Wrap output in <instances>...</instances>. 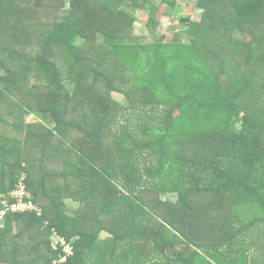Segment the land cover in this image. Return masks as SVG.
Returning <instances> with one entry per match:
<instances>
[{"label":"trees","instance_id":"1","mask_svg":"<svg viewBox=\"0 0 264 264\" xmlns=\"http://www.w3.org/2000/svg\"><path fill=\"white\" fill-rule=\"evenodd\" d=\"M178 1L0 0V197L23 183L39 209L0 203V264H55V234L60 264H264V0H202L187 42L129 41L125 5Z\"/></svg>","mask_w":264,"mask_h":264},{"label":"rangeland","instance_id":"2","mask_svg":"<svg viewBox=\"0 0 264 264\" xmlns=\"http://www.w3.org/2000/svg\"><path fill=\"white\" fill-rule=\"evenodd\" d=\"M202 0H191L187 2L186 0H179L177 7L169 8L166 6H162L159 2L158 10L155 14L151 15L148 11L135 9L132 8L130 5H125L122 8V11L127 15L129 21L131 22V26L128 28L127 32L131 37L130 42L138 41L140 44H152L157 43L158 41H165V42H172L176 38L182 42H187V23H199L203 9L200 6V2ZM69 11V3H65V8L63 13ZM62 12V10H61ZM150 20H154L156 25L150 26ZM103 32L105 31L104 28H101ZM97 47H102V45H106L104 38L96 39L95 40ZM78 46H83L84 40L79 38L76 41ZM255 71L261 77H264V60L258 59L255 61L254 64ZM35 82V81H33ZM74 86H70V89L73 90ZM102 95H106L105 92L100 86L97 88ZM102 89V90H101ZM111 99L117 102L121 106H128V100L118 93H110ZM25 124H36L44 122V118L31 114L26 113L24 116ZM193 143L190 142L189 146H192ZM160 199L163 201H171L176 202L177 198L176 195H160ZM63 202L66 204L67 214L71 216H75L77 211L80 209V205L74 202L71 198L66 197L63 199ZM14 234H17L18 227L17 224L13 226ZM109 235L106 232L100 233V238H106ZM184 242L186 239H183ZM53 246L58 243V236L55 234L51 238ZM197 243H210V241H202L200 237L195 238L194 240ZM193 250H197L198 248L192 246ZM258 249V247H257ZM155 260H161L160 255L154 256ZM165 261V260H164Z\"/></svg>","mask_w":264,"mask_h":264},{"label":"built area","instance_id":"3","mask_svg":"<svg viewBox=\"0 0 264 264\" xmlns=\"http://www.w3.org/2000/svg\"><path fill=\"white\" fill-rule=\"evenodd\" d=\"M27 197L28 194L26 191V187L23 183L20 185L17 191L12 193V198L15 200L14 203H12V200L10 199H3L0 197V203L4 206L2 215L5 216L10 211L13 213L38 211L39 209L33 202L26 201ZM53 247L55 250L63 248L64 252L66 253V255L62 256L60 260H56L55 264L66 262L68 257L74 254L71 243L61 236H58V243Z\"/></svg>","mask_w":264,"mask_h":264},{"label":"crops","instance_id":"4","mask_svg":"<svg viewBox=\"0 0 264 264\" xmlns=\"http://www.w3.org/2000/svg\"><path fill=\"white\" fill-rule=\"evenodd\" d=\"M260 261V260H259Z\"/></svg>","mask_w":264,"mask_h":264}]
</instances>
